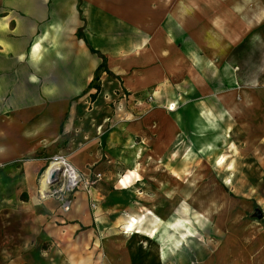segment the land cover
Listing matches in <instances>:
<instances>
[{"label":"crops","instance_id":"obj_1","mask_svg":"<svg viewBox=\"0 0 264 264\" xmlns=\"http://www.w3.org/2000/svg\"><path fill=\"white\" fill-rule=\"evenodd\" d=\"M65 1L60 12L72 18L69 0ZM118 2L116 16L132 31L125 41L131 47L130 70L116 78L103 74L101 87L106 93L119 90V97L127 93L128 110L114 119L107 112L95 120L83 117V104L71 101L70 82L54 65L60 58L45 52L44 39L50 34L45 30L39 36L38 31L46 9L38 0H0V264H49L42 249H71V229L75 234L101 216L97 212V196L105 199L101 192L141 186L148 191L142 205L154 209L155 215L148 209L146 214L129 216L126 223L142 218L140 236L156 238L159 244L154 249H124V256H119L122 249L111 242L103 264H264V246L257 245L263 243L260 234L248 243L243 235H234L237 241L232 239L231 248L173 245L182 235L183 242L191 237L182 205L193 204L198 197L194 190L213 186L207 181L210 173L197 161L213 151V144L192 148L189 143L203 138L223 141L233 131L248 140L254 158L261 157L264 0ZM90 51L105 59L101 52ZM151 93L161 102L147 103ZM198 93L204 96L197 98ZM217 133L220 136L213 141L211 136ZM58 154L87 176L102 175L89 194H77L66 215L54 199L39 195V178L48 159ZM254 164L247 170L254 182H243L239 189L262 188L264 166L256 160ZM202 174L205 180L199 179ZM212 197L206 195L205 222L216 216ZM148 215L153 217L150 228L145 227ZM225 216L224 224L229 221ZM222 231L223 236L229 234ZM93 235L91 239L89 232L84 242L95 239L100 245ZM242 238L245 246H240Z\"/></svg>","mask_w":264,"mask_h":264},{"label":"rangeland","instance_id":"obj_2","mask_svg":"<svg viewBox=\"0 0 264 264\" xmlns=\"http://www.w3.org/2000/svg\"><path fill=\"white\" fill-rule=\"evenodd\" d=\"M62 1L38 0L39 6L44 7L48 12L47 15H44L42 23H39L38 35L40 36L45 30L48 35L50 34L48 38L44 39L43 46L46 53L60 58L59 61L54 62V65L60 73H63L64 81L66 76V80L68 79L70 82V89L74 92V94L71 93V96H74L71 101L83 104L82 116L87 115L95 120L106 117L107 112L113 113L112 119L117 115L126 114L128 108H125V102L129 101V95L122 93L123 96L119 97L121 93L119 90L114 93L112 88L111 92L106 93L102 91L101 87L103 74L114 78L116 75L125 76L129 69L127 65L132 58V53H128L131 47L125 44L127 38L132 35V31L120 23L119 17L116 16L120 0H69L72 18H67L60 12V7L67 3L65 0ZM90 48L102 53L107 61L106 68L110 73L104 72V69L97 71V64L101 65L103 61L97 53L91 52ZM119 76L118 80H122L123 78ZM98 87H100V91L93 101L92 96L97 95ZM40 96L42 97V95ZM203 96L204 94L198 93L197 98ZM155 99L158 103L161 102L159 95L155 96L153 93L149 94L148 99L145 100L150 104L154 103ZM107 131L106 129L101 136L100 143L102 145L105 143ZM228 135L230 139L219 142L215 140L218 139L217 136H220L217 133L211 136L212 139L214 138L213 141L215 140L214 143L211 139L206 141V138L189 143L192 148L194 146L203 148L207 144H213V151L208 156L199 157L197 160L199 168L203 166L202 168L205 171L207 169L210 173L207 181H213V186L212 190L200 188L194 190L193 194L196 193L198 197L194 199L193 204L189 206L183 204L181 207L183 221L185 220L187 225L191 224L187 227L191 237H188L184 242L183 238H186L184 235H182L183 238L176 239L179 241V245L182 244V249H221L223 244L231 248L234 235H243L248 243V239L257 234L262 235L263 240V243L259 240L260 243L257 245L264 246V174L261 176V189L238 188V185L243 182H254L253 174L247 170L253 169L255 160L257 165L261 162L264 166V144L258 152L261 157L256 159L253 157L254 153L248 149V140L238 137L233 131H230ZM221 159H223L221 164H218ZM49 160L50 158L47 165ZM209 169H212L213 173ZM125 175L124 173L123 177ZM185 179L187 180V178ZM199 179L205 180L206 177L202 174ZM224 183L228 186L226 187ZM120 185V187H124L126 184ZM147 192L142 189V186L132 191L118 188L112 193L110 191L101 192L102 198H105L101 201L97 196V212L101 216L97 215V222H93L88 228L79 230L75 234L71 229L73 235L70 239L71 249H42L47 253L49 264H93L96 261L97 264H103L109 257L111 242L117 245L118 249H122L118 250L119 256H124V249H146V247L154 249V246L159 244L156 238L150 241L140 235L122 234L126 221L132 216L134 218V216L137 217V214H146L148 209L155 215L154 209L142 205L141 199H148ZM207 194H213L212 198L215 202L212 208L215 210L216 216L210 222H205L207 218L202 211L206 208ZM237 203L240 205L238 206ZM109 204L117 206L110 208ZM209 209H211V205ZM189 214H192V220L189 219ZM224 214L226 215L225 219L229 220L225 224L221 221ZM195 217L199 218L196 220ZM152 219L153 217L148 215L145 227L150 228ZM230 219L232 220L230 221ZM223 228L229 232V234L226 233V237L223 236ZM181 230L183 233L187 229L182 228ZM89 232L91 239H93L94 233L97 235L100 245L94 244L95 239L93 241L89 239L87 243L84 242L85 236ZM236 238L235 241H237ZM170 241L168 246L172 244ZM242 242L240 246H245L243 238ZM47 244L51 245L49 242ZM164 246L168 248L166 245Z\"/></svg>","mask_w":264,"mask_h":264},{"label":"built area","instance_id":"obj_3","mask_svg":"<svg viewBox=\"0 0 264 264\" xmlns=\"http://www.w3.org/2000/svg\"><path fill=\"white\" fill-rule=\"evenodd\" d=\"M49 161L44 170L45 172L52 170L47 181L48 191L45 196L42 194V184L39 180V195L43 200L55 199L58 203V210L66 215L72 210L77 194L81 191L89 194L97 182L102 179V175L98 174L94 177L85 175L65 155L52 156Z\"/></svg>","mask_w":264,"mask_h":264},{"label":"bare ground","instance_id":"obj_4","mask_svg":"<svg viewBox=\"0 0 264 264\" xmlns=\"http://www.w3.org/2000/svg\"><path fill=\"white\" fill-rule=\"evenodd\" d=\"M52 173V170H48L47 172H43L42 176H41V179H40V183L42 184V188H41V191H42V194L45 196V193L48 191V187H47V181L49 180L50 178V175ZM127 181V180H126ZM125 181V182H126ZM126 184V183H125ZM199 217H195V219L197 220ZM191 222V221H189ZM143 223V220L142 218L140 219H133V220H129L125 226H124V231H123V235H127V236H132L133 234H139L141 235V232H140V228H139V225H141ZM151 235H153V237H155V232L151 233ZM182 243V242H181ZM173 245L175 246H178L179 245V241H175L173 243Z\"/></svg>","mask_w":264,"mask_h":264},{"label":"trees","instance_id":"obj_5","mask_svg":"<svg viewBox=\"0 0 264 264\" xmlns=\"http://www.w3.org/2000/svg\"><path fill=\"white\" fill-rule=\"evenodd\" d=\"M102 58H103V57H102ZM102 69H104V72H106V73H110V72L108 71V69L106 68V60H105V59H103V63H102V65L98 68L97 71L99 72V71H101ZM99 91H100V87H98L97 95H93V96H92V100H93V101L95 100L96 96H98Z\"/></svg>","mask_w":264,"mask_h":264}]
</instances>
